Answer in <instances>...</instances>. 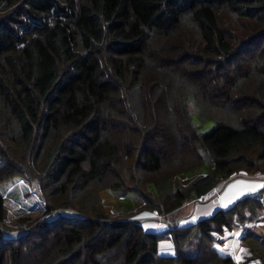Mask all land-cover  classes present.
Listing matches in <instances>:
<instances>
[{
	"label": "trees",
	"instance_id": "trees-1",
	"mask_svg": "<svg viewBox=\"0 0 264 264\" xmlns=\"http://www.w3.org/2000/svg\"><path fill=\"white\" fill-rule=\"evenodd\" d=\"M200 150L211 170L174 188ZM240 170L264 172V0H0V183L39 192L14 227L0 194V264H238L212 245L234 224L244 261L264 264V234L244 226L264 217V188L161 232L98 197L130 191L166 214ZM77 196L92 214L43 217Z\"/></svg>",
	"mask_w": 264,
	"mask_h": 264
},
{
	"label": "rangeland",
	"instance_id": "rangeland-1",
	"mask_svg": "<svg viewBox=\"0 0 264 264\" xmlns=\"http://www.w3.org/2000/svg\"><path fill=\"white\" fill-rule=\"evenodd\" d=\"M186 108H187V112L189 114L190 120L192 124L194 125L197 132H206V131L211 130L214 127L215 123L212 120L200 121L197 115V108L190 99L186 100ZM200 154L203 158V163L201 165L196 166L195 168H192L184 172L183 174L174 176L172 179L174 188H177L180 184H184L185 182L191 180L192 178H194L195 176L199 174H205L211 170V161L209 160V158L204 154L202 150H200ZM148 188L154 191L153 184H149ZM0 194L5 199V203L7 206V215H6L4 224L10 227L20 225L17 223V217L28 213L29 211L28 209L30 205H32L33 203L32 198L35 196V194L37 195V197H39V192L37 191V189L29 185L26 182V180H24L20 176H15L11 179L3 181L2 184L0 185ZM28 194H34V196H29ZM59 196L56 197L55 195H53L51 196L52 197L51 199L55 202V200H61L62 197L64 198V195H59ZM98 197L100 199L99 201L101 204L102 211L111 217L134 218L136 211L140 212L144 210L138 207L140 204L139 198L133 192H130V191L121 192L116 189L105 188L98 192ZM40 203H42L41 199H40ZM88 206L89 205H87V207ZM87 207H85L84 204L82 205V197L77 196V198L74 200L72 205H67V206L57 205L55 209L46 212L43 217L45 219H52L59 215L79 217V216L84 215L85 213L86 214L90 213ZM41 208L42 206L39 209ZM169 213H166V214L156 213L157 214L156 219L160 220L161 218H163V216ZM170 225H175V223H171ZM244 226H255L260 231V233L264 234V231L262 230V228L264 229V226L262 227V223L260 220H257L255 222L246 223ZM1 227L2 226L0 225V228ZM242 228L243 226L238 225V224H234L231 228H224L223 233L217 234V239L215 242L217 243L222 242L224 240V236L229 231H232V230L236 232V235L239 238V234ZM21 231H24V230L21 228L6 229V231H4L3 234L6 237H14V236H17L19 233H21ZM161 231H158V232H161ZM169 241L171 242V240Z\"/></svg>",
	"mask_w": 264,
	"mask_h": 264
},
{
	"label": "crops",
	"instance_id": "crops-1",
	"mask_svg": "<svg viewBox=\"0 0 264 264\" xmlns=\"http://www.w3.org/2000/svg\"><path fill=\"white\" fill-rule=\"evenodd\" d=\"M261 185H264V172L247 174L240 170L232 173L228 179L218 183L212 189L200 195L204 199H199L200 196H197L194 199L185 201L181 206L163 216L160 220L156 219L157 214L155 212L148 210L137 212L134 218L147 231L158 232L165 230L171 223L185 226L211 215L217 209L230 207L241 197L257 193L264 188L260 187ZM259 220L263 227L264 217ZM262 230L264 231L263 228ZM218 245L221 253L232 256L238 264H258L257 259L244 261V256L246 255L245 247L233 230L229 231L224 236V240L218 243ZM157 249L163 255H173L174 253L173 246L168 239L159 240Z\"/></svg>",
	"mask_w": 264,
	"mask_h": 264
},
{
	"label": "built area",
	"instance_id": "built-area-1",
	"mask_svg": "<svg viewBox=\"0 0 264 264\" xmlns=\"http://www.w3.org/2000/svg\"><path fill=\"white\" fill-rule=\"evenodd\" d=\"M199 199H204L203 196H200ZM217 250H219V245L217 242L214 241V243L212 244Z\"/></svg>",
	"mask_w": 264,
	"mask_h": 264
},
{
	"label": "snow or ice",
	"instance_id": "snow-or-ice-1",
	"mask_svg": "<svg viewBox=\"0 0 264 264\" xmlns=\"http://www.w3.org/2000/svg\"><path fill=\"white\" fill-rule=\"evenodd\" d=\"M260 187H264V185H261ZM254 190V189H253Z\"/></svg>",
	"mask_w": 264,
	"mask_h": 264
}]
</instances>
